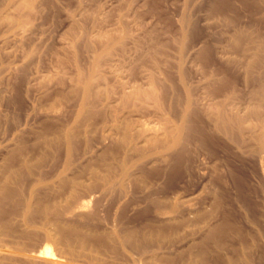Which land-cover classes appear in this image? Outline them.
Returning a JSON list of instances; mask_svg holds the SVG:
<instances>
[{"label":"rangeland","instance_id":"rangeland-1","mask_svg":"<svg viewBox=\"0 0 264 264\" xmlns=\"http://www.w3.org/2000/svg\"><path fill=\"white\" fill-rule=\"evenodd\" d=\"M246 1L261 5L262 12L249 11L251 15L238 0H231L229 13L218 7L219 0H36L20 27L0 19V186L11 173H24L23 164L31 167L21 182L6 184L20 194L14 207L0 203V244L8 247L18 241L29 249L35 243L27 236L31 230L22 208L33 182L40 181L33 209L40 204L70 207L55 222L74 231L73 247L82 236L77 249L83 248L85 262L203 264L198 258L204 254L205 264H230L234 258L244 261L246 254L260 263L264 232L251 221L264 211V189L253 163L229 139L214 133L201 115L209 147L190 141L187 149L192 162H203L199 171L207 175L194 178L192 185L183 179L185 174L168 179L171 166L161 163L158 150L146 144L150 132L141 128L143 121L151 126L157 122L154 108L141 102H259L264 59L246 72L248 39L238 49L228 43L236 30L245 31L246 38L261 36L264 43V0ZM12 14L13 5L0 0V18ZM123 34L126 39L112 51V64L102 61L91 81V98L82 106L79 79L91 71V51ZM182 34L181 73L177 62ZM193 48L197 55L189 56ZM208 48L209 56H201ZM151 56L168 60V66L151 70ZM150 73H155L153 84L148 82ZM154 94L155 100L147 96ZM66 132L72 137L71 150L62 138ZM123 167L127 177L121 176ZM92 172L98 179L110 176L113 185L102 187L105 183L94 180ZM212 188L221 196L217 201L206 195ZM101 189L102 195L94 194ZM85 202L87 207L79 210ZM33 222L38 228L40 221ZM128 234L135 241L121 245L117 237ZM103 236L111 237L107 245L99 240ZM57 237L55 232V245H45L55 253V262H66L61 252L67 247ZM136 242L156 249V259L134 255L139 252L131 247ZM6 254L3 248L1 255Z\"/></svg>","mask_w":264,"mask_h":264},{"label":"bare ground","instance_id":"bare-ground-1","mask_svg":"<svg viewBox=\"0 0 264 264\" xmlns=\"http://www.w3.org/2000/svg\"><path fill=\"white\" fill-rule=\"evenodd\" d=\"M238 1H240L241 4L245 8H247L248 13H250L249 11L251 12L256 11L258 14L261 9L260 7L261 5L259 6V4L256 2L250 3L249 1H246V0H238ZM35 2L36 0H8V3L12 4L14 7V14H12L13 15L12 17L3 16V18H0V19L3 21L6 20V22L9 23V25L12 28L14 27L18 28L20 27L21 24H23L22 22H23L25 13L33 9ZM219 2H220V5L218 7H220L224 11H228L229 13L230 12L229 10L232 9L231 0H219ZM260 12H262V9ZM250 14L252 15V13ZM262 15H259V18ZM225 17L223 16V18ZM261 18L262 20L261 19L260 20L262 23L264 21V17H261ZM259 23L260 21L258 22V24ZM250 32L252 33V31ZM246 36H247V33H245V31L243 30L233 31V34L231 35L228 43L232 45L233 47L237 48L240 46L242 42L248 39L249 44L251 46L249 45V48L246 50L248 56L247 57L245 56L246 63L244 65H245V71L250 72L252 71L253 68L259 65L260 61L262 62V60L264 59V43H262L263 37L261 38V36L255 35L256 36L255 37L252 35L249 36V34L247 38ZM184 38H185V35L182 34L181 42L178 44L179 45V60L177 62V68L179 72H181L182 70L181 68V65L183 62L182 54H183V50L185 49L184 48L185 47ZM125 39H126V34L120 35L118 37L111 36L106 40V44H103L100 46L101 47L100 50L95 49V51H91L93 54V63H92L91 71L89 72V75H87V77L84 76L79 79V81L82 83V87H81V90L83 93L82 106H86L88 104L89 99L91 98V81L93 77L99 73V69H100V66L102 65V61L103 62L106 61V63H111L113 61L112 51H114L116 47L121 46ZM197 48L191 49L189 56H195L196 50H198ZM153 51H155V49ZM151 54L154 55L153 52H151ZM156 54H158V51ZM202 55L204 57H208L209 48L202 50L201 56ZM153 58L155 57L151 56L149 60V62L151 63L150 65L151 70L153 71H157L162 66L167 67L169 64L168 60L164 59L165 61L164 60L158 61L157 57L155 58L156 60H154ZM122 61H120L121 63H118V64L122 65ZM154 75L150 73L148 76V80H150L148 82H150V84L151 83L153 84V82L155 83ZM130 89H132V91L130 90L131 94L133 95L138 94L137 89L134 90V88L132 87ZM147 96L152 97L153 100L156 99L155 94L147 95ZM257 98L259 102H255V103L249 102L248 105H245L246 104L245 102H152V103L141 102L142 104L146 106L151 105L154 108V116H156L157 122L154 123L153 126H151V123L149 120L143 121V123L141 124V128L144 129V132L149 131L151 134L149 136L150 139L146 140V144L158 150V154L162 158L161 160L162 164L164 165L167 164V166L169 165L171 166L170 171L168 172V175H167L168 179H176V178H179L181 175L185 174L184 175L185 178H183V176L182 178L185 180V182L187 181L186 183H190V181L193 182L194 178L199 181L203 179L205 175H207L199 171L203 162L200 163V161H198L199 159H197L195 162L194 161L192 162L193 159L191 160L190 152L187 149L190 141L198 142L200 145L203 146L202 148L209 147V142H210L209 137L206 135L207 132L205 131V129H203L202 125L200 124L201 118L202 116H204L207 120L210 121L209 123H211L212 131L214 133H216L217 135L219 134L223 135L225 138L229 139L230 142H232L235 145L237 150H240V152H242L241 155H243V157L246 158L249 162L253 163L252 165L255 171V178L258 180V184L260 188L263 187L264 189V88L260 92L257 93ZM166 104H167L166 106L167 108L165 107ZM252 121L254 122L249 124ZM130 128H131V124H127L125 127V131L128 133L130 131ZM18 132H22V130L20 129ZM159 133L161 135L160 138L158 137ZM62 138H64V141L67 144L68 150H71L72 149V137L70 133L66 132ZM41 164H42V160H40L36 165L39 167ZM30 169L31 167H29L27 164H23L21 166V170H24L25 171L24 173H27V175L29 174V172H31ZM24 173L23 172L11 173L6 178L5 183H3L4 185L0 186V203L1 204H4L5 206H8V207L15 206L14 205L15 199L19 196L20 192H18L19 190H14L12 188H9L6 184L21 182L23 179L22 176ZM121 173H122L121 174L122 177H127L128 172H127V169H125L124 167L121 170ZM230 173L228 172V174ZM227 176L229 178V175ZM92 177L94 180H99L105 183L102 185V187H106V186L110 187V184L113 185L114 183L112 181V178H110V176H104L98 179L99 175L97 173L92 172ZM95 184L93 183L91 185L92 190L97 189ZM209 184L210 186L213 185V187L216 188L213 181H209ZM39 185H40V181L33 182V185L29 192L28 199L26 203H24V206L22 208V216H23L24 224L27 226L28 229L31 230L30 232H28V233H31V235H27V236L33 238L34 239L33 241H35V243L33 244V246H30L29 249L23 246V244H21L18 241L14 242L11 245H7L8 247L0 244V264H93L92 262H94V259L88 258L86 262L83 260L85 259V255L83 254L84 253L83 248H79V250L77 249L78 246L81 247L83 245L82 236H79L78 239H75L74 242L77 246L73 247L71 237L74 231L67 230L65 226L61 225L58 222H55V217H59L60 215L65 214L68 211H70L69 206L64 208L65 206L61 207L55 204H40L37 208H35V210L33 209V206H32L33 196ZM76 189H77V184L72 186L71 192H70L71 196L75 195ZM212 189L209 191H206V195L217 201L218 199L221 198V196L219 192L215 191L216 189L215 190L214 189L212 190ZM95 192L98 195H102L101 193L102 189L100 191H94V194H96ZM246 193H247V190H246ZM243 199H245V197ZM87 205L88 204L86 202L82 203L78 206V209L79 210L85 209ZM8 212L11 214L12 212H14V208H11L10 210H8ZM1 213H3V210L0 207V214ZM35 219L40 221L38 228H35V222H33V220ZM251 222L254 225L260 227L264 232V211L257 219L252 218ZM55 232H56V235H58L57 238L59 242L64 243L67 247L65 252H61L65 255L64 259L66 262H64V260L63 262L62 261L55 262V253L52 252L51 247L49 245H45L48 243L55 245ZM52 233H54V236L52 235ZM110 239L111 237L103 236L99 240L103 242V245L104 244L107 245ZM133 239H134V236L131 234L126 235L124 239L122 238L121 240H119V238L117 237V241L121 245H124V244L126 245V243L127 244L132 243ZM39 243L44 244V247H42L41 249H38L37 246L38 245L41 246V244ZM131 247L133 248L134 251H137V252L139 251L138 253H133V254L134 255L138 254L140 257H148L152 259L154 256L157 255L156 249L155 250L152 248L145 249L147 247H145L144 245H140V243H137V242ZM3 248L7 249V254L4 256L1 255ZM247 251H249L248 247H247ZM244 253L246 252L244 251ZM244 255H245L244 261H241L239 259L235 260V258L233 260L230 258L232 261L230 262L227 261V262L230 264H242V263L243 264H264V253H263L262 261H260V263H254V260L252 258H249L250 255L249 256L246 254ZM155 259L156 258H153L152 260H155ZM198 260L199 262L205 264L206 256L202 254L198 258Z\"/></svg>","mask_w":264,"mask_h":264}]
</instances>
